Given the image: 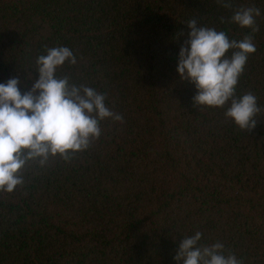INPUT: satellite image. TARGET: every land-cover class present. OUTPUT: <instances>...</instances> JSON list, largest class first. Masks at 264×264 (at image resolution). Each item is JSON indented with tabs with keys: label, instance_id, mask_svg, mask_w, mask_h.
Instances as JSON below:
<instances>
[{
	"label": "trees",
	"instance_id": "trees-1",
	"mask_svg": "<svg viewBox=\"0 0 264 264\" xmlns=\"http://www.w3.org/2000/svg\"><path fill=\"white\" fill-rule=\"evenodd\" d=\"M232 3L261 9L258 32L216 0H0V83L19 76L30 90L35 59L67 46L77 63L57 74L123 116L101 121L70 161L30 162L23 186L0 192V264H183L174 257L197 231L200 245L264 264V0ZM190 19L254 36L236 89L258 99L254 129L227 106L194 105L197 89L177 71Z\"/></svg>",
	"mask_w": 264,
	"mask_h": 264
},
{
	"label": "clouds",
	"instance_id": "clouds-1",
	"mask_svg": "<svg viewBox=\"0 0 264 264\" xmlns=\"http://www.w3.org/2000/svg\"><path fill=\"white\" fill-rule=\"evenodd\" d=\"M232 10L230 21L252 33L259 31L255 5L233 9L232 0H216ZM221 22L224 17H221ZM191 29L179 52L177 71L181 80L192 82L197 94L194 105L225 108L224 115L241 129L256 127L261 113L252 92L237 96L239 78L248 58L256 52L253 35L230 39L225 31L201 26L196 19L186 22ZM183 34V33H181ZM231 50V55H227ZM75 65L77 57L67 46L46 48L35 59L38 79L22 93L19 76L0 83V192H13L25 183L24 169L30 162L40 167L50 158L70 161L77 152L87 150L102 134L101 121L122 122L123 116L106 106V94L86 84L72 82L68 74L58 75L65 64ZM202 233L186 236L175 255L183 264H243L236 254L216 242L200 245Z\"/></svg>",
	"mask_w": 264,
	"mask_h": 264
}]
</instances>
